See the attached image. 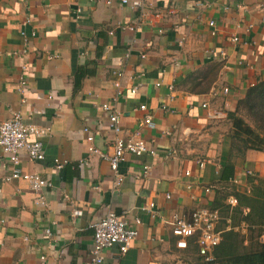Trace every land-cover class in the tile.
<instances>
[{
	"label": "crops",
	"instance_id": "obj_1",
	"mask_svg": "<svg viewBox=\"0 0 264 264\" xmlns=\"http://www.w3.org/2000/svg\"><path fill=\"white\" fill-rule=\"evenodd\" d=\"M126 1L0 0V122L20 112L50 128L43 160L20 151L18 168L51 183L35 193L21 179L3 181L9 166L0 152V264H84L91 224L107 210L137 235L123 255L106 249L100 264H193L194 253L175 246L173 218L218 209L219 197L264 181V150L233 149L228 117L207 114L232 112L264 80V0H148L143 15ZM115 71L123 73L118 94ZM103 103L117 111L123 134L137 131L155 151L123 157L118 189L108 162L87 152L91 136L92 147L112 153ZM144 114L153 129L140 126ZM56 159L65 161L60 169Z\"/></svg>",
	"mask_w": 264,
	"mask_h": 264
},
{
	"label": "built area",
	"instance_id": "obj_2",
	"mask_svg": "<svg viewBox=\"0 0 264 264\" xmlns=\"http://www.w3.org/2000/svg\"><path fill=\"white\" fill-rule=\"evenodd\" d=\"M122 3H127L126 0H122ZM131 9H139L140 14L143 15V11H147L149 4L148 0H134L130 4ZM153 16L160 18L159 12L155 11ZM213 23L209 22V26ZM130 31H133V26H124ZM214 34V31L211 32ZM232 41H236L237 38H231ZM220 55H222L220 53ZM140 58H144V54L139 55ZM25 66H20V78L17 90L22 92L24 90L25 79H24ZM113 74L117 77L113 85L119 93V79L122 77V71H115ZM156 86L159 83L155 84ZM167 90L170 95L169 101L172 100V86H167ZM130 93L137 91V86H133L129 89ZM223 93H227L228 90L224 88ZM224 108L227 107V103H224ZM102 109L108 112L109 128L114 132V137L111 142L112 153L110 155L100 152L91 146L92 137L86 138L87 152L94 156L108 162L109 168L114 176V187L118 189L121 178L117 173L119 162L123 159L126 154H132L134 156H141L148 154L154 155L155 151L149 149L145 142L140 138L137 131L133 133L123 134L122 129L118 124V113L111 105L103 103ZM201 107L208 109L207 104H201ZM165 111L172 112L171 108L161 106ZM140 111L145 110L144 105L138 107ZM208 117L211 119H218L227 116L226 110H212L209 109L207 112ZM140 126L148 129H153L155 124L152 120L151 115L144 114L139 122ZM50 132L49 127H40L33 124L23 122L20 112H13L11 116L0 122V152L6 156V163L9 166V174L2 177L3 181H12L21 179L25 181L30 189L35 193H39L44 187H50L51 183L41 179L36 173H24L18 168L19 158L18 153L24 151L28 158L33 162H38L44 158V144L42 139L47 136ZM164 135H169V130L163 132ZM65 161L55 160L54 167L60 169ZM203 165L202 161L198 163L199 168ZM147 166L143 167V173H146ZM95 189H98L95 187ZM205 192L209 189L205 188ZM37 202L44 204L41 196H37ZM226 202L230 205L236 203V198L230 196L226 199ZM153 207L150 203L143 207L142 210L148 212ZM76 214L72 212V216ZM218 221V210L217 209H198L190 213L188 217L176 216L171 222V234L176 238L175 246L178 249H186L188 241L194 238V243L198 249L200 255L204 256L209 251L217 246L221 240V232L215 229V225ZM134 223L139 224V220L135 219ZM92 228V244L88 253V257L84 264H100L103 260V252L109 247L116 245L118 247L119 254L123 255L129 249L131 243L137 235L135 227L127 225L125 220L117 216L111 210H107L106 213L100 220L91 224ZM45 233L49 235V231L45 230Z\"/></svg>",
	"mask_w": 264,
	"mask_h": 264
},
{
	"label": "trees",
	"instance_id": "obj_3",
	"mask_svg": "<svg viewBox=\"0 0 264 264\" xmlns=\"http://www.w3.org/2000/svg\"><path fill=\"white\" fill-rule=\"evenodd\" d=\"M227 117L232 125L230 136L233 149L241 152L246 149L264 150V80L249 87ZM233 194L238 199V205L231 215L226 214V208H222L225 196L219 197L213 207L221 209L222 214H226L233 225L242 222L255 227L262 240H251L248 248L243 247V240L228 231L213 248V260L203 264H264V181L253 184L248 194ZM243 209H247L246 213H243ZM193 240L191 238L188 241L186 250L198 254ZM194 264L201 263L196 260Z\"/></svg>",
	"mask_w": 264,
	"mask_h": 264
},
{
	"label": "rangeland",
	"instance_id": "obj_4",
	"mask_svg": "<svg viewBox=\"0 0 264 264\" xmlns=\"http://www.w3.org/2000/svg\"><path fill=\"white\" fill-rule=\"evenodd\" d=\"M250 192V190H249ZM249 192H244L245 194H248ZM236 203L234 205H230L227 202H223L222 208H226V214H232V211L234 210L235 207L238 205V199L236 196ZM221 208V207H220ZM218 210V221L215 225V229L221 232V240L222 241L224 234L228 231L232 232L234 236H238V238H241L243 241V247L249 246V244L252 241H261L262 236L259 235V232L256 230L255 227L248 226L245 223L240 222L239 224L233 225L230 218L226 216V214H222L221 209ZM247 209H243V213H246ZM226 216V217H225ZM219 242V243H220ZM195 246L196 244L193 243ZM197 248V247H196ZM213 248L209 251L207 255L201 256L199 253L196 254L194 253V260H198L199 263L203 264V262H211L213 260V254H212ZM198 256L200 257L198 258ZM194 264V262H193Z\"/></svg>",
	"mask_w": 264,
	"mask_h": 264
}]
</instances>
